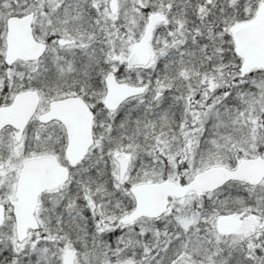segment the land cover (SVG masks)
<instances>
[{
	"label": "snow or ice",
	"instance_id": "6c2138e0",
	"mask_svg": "<svg viewBox=\"0 0 264 264\" xmlns=\"http://www.w3.org/2000/svg\"><path fill=\"white\" fill-rule=\"evenodd\" d=\"M0 264H264V0H0Z\"/></svg>",
	"mask_w": 264,
	"mask_h": 264
}]
</instances>
